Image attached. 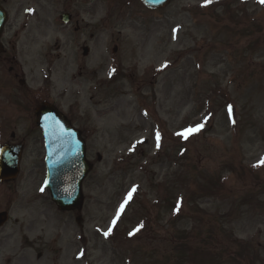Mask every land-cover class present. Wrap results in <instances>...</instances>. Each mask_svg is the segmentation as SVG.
<instances>
[{"label": "rangeland", "instance_id": "rangeland-1", "mask_svg": "<svg viewBox=\"0 0 264 264\" xmlns=\"http://www.w3.org/2000/svg\"><path fill=\"white\" fill-rule=\"evenodd\" d=\"M102 1L93 16L81 0L6 6L28 23L27 107L51 102L84 130L93 169L82 211L59 212L19 87H0V146L24 143L19 177L0 185V264H264V3L173 0L106 23ZM67 10L80 32L60 29Z\"/></svg>", "mask_w": 264, "mask_h": 264}, {"label": "water", "instance_id": "water-1", "mask_svg": "<svg viewBox=\"0 0 264 264\" xmlns=\"http://www.w3.org/2000/svg\"><path fill=\"white\" fill-rule=\"evenodd\" d=\"M161 8L169 0H148ZM37 125L43 132L46 145L47 180L52 201L62 211L80 210L82 183L91 170L85 159V145L78 133L71 130L61 114L52 106L43 105L37 110ZM21 147L5 146L0 150V181L15 179L19 174ZM7 214H0V227ZM81 219H77L79 223Z\"/></svg>", "mask_w": 264, "mask_h": 264}, {"label": "flooded vegetation", "instance_id": "flooded-vegetation-1", "mask_svg": "<svg viewBox=\"0 0 264 264\" xmlns=\"http://www.w3.org/2000/svg\"><path fill=\"white\" fill-rule=\"evenodd\" d=\"M79 2V0H77ZM83 4L87 6L86 12H88L91 16L95 13V4L96 0H81ZM105 4L107 5V15L105 17V22L110 23L112 21H118L125 15H130L129 9L140 5V0H104ZM68 13L70 11H64ZM71 13V14H70ZM68 14L71 15V21H75L78 15L75 13L70 12ZM78 21V20H77ZM74 22L75 25V33L80 31L79 23ZM66 26L61 25L60 29L64 30ZM26 30V26L21 28H16L14 23L10 22L9 20L5 24L3 28V34L1 37V43L3 46H9L8 49L3 50L0 54V86L2 87H13L15 88L16 84H18L23 91L20 92V97L24 101H28V94H30L29 89H27L25 75L23 72L22 67L19 64L20 54L17 53L16 45L19 41V35L22 34ZM9 35L11 37H9ZM95 31L89 32L88 40L93 41L95 39ZM75 42V40H73ZM82 50L89 48L87 46H82ZM89 54L87 56H83V59L80 60V63L77 64V69L80 73L86 71L87 64L86 61L89 58ZM19 57V58H18ZM25 118H31L29 114V110L24 108L23 112Z\"/></svg>", "mask_w": 264, "mask_h": 264}, {"label": "snow or ice", "instance_id": "snow-or-ice-1", "mask_svg": "<svg viewBox=\"0 0 264 264\" xmlns=\"http://www.w3.org/2000/svg\"><path fill=\"white\" fill-rule=\"evenodd\" d=\"M261 2L264 3V0H261ZM190 131H191V130H190ZM106 235H107V233H106Z\"/></svg>", "mask_w": 264, "mask_h": 264}, {"label": "trees", "instance_id": "trees-1", "mask_svg": "<svg viewBox=\"0 0 264 264\" xmlns=\"http://www.w3.org/2000/svg\"><path fill=\"white\" fill-rule=\"evenodd\" d=\"M185 245H186V247H188V244L187 243H185Z\"/></svg>", "mask_w": 264, "mask_h": 264}]
</instances>
